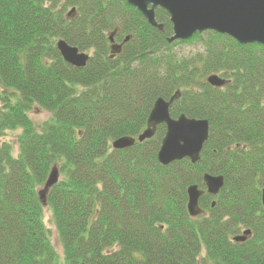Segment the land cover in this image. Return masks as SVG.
I'll use <instances>...</instances> for the list:
<instances>
[{"label": "trees", "instance_id": "1", "mask_svg": "<svg viewBox=\"0 0 264 264\" xmlns=\"http://www.w3.org/2000/svg\"><path fill=\"white\" fill-rule=\"evenodd\" d=\"M155 18L161 29L125 0H0V264H264V45L210 30L169 42V15L157 7ZM114 29L128 40L111 57ZM60 38L89 53L84 67L62 59ZM194 41L202 51L173 50ZM210 74L225 84L210 85ZM177 89L170 115L209 123L197 162H158L164 124L112 147L136 137L155 99ZM33 105L52 114L39 131ZM17 129L14 155L1 137ZM52 166L59 179L44 206L38 191ZM206 172L224 185L191 217L186 189L204 187ZM246 228L244 241L232 240Z\"/></svg>", "mask_w": 264, "mask_h": 264}, {"label": "water", "instance_id": "2", "mask_svg": "<svg viewBox=\"0 0 264 264\" xmlns=\"http://www.w3.org/2000/svg\"><path fill=\"white\" fill-rule=\"evenodd\" d=\"M130 6L140 12L152 26L161 29L162 26L155 18L157 7L164 10L172 24V35L167 39L187 40L196 32L214 31L226 34L242 44L258 43L264 45V0H125ZM74 16V8L67 13ZM114 29L109 34L110 56H114L122 49V43L114 42ZM128 40L125 37L124 42ZM56 48L62 59L74 66L84 67L89 55L77 47L68 44L60 38L56 41ZM206 81L215 87H221L226 80L217 74H210ZM180 97L177 89L168 98L157 97L149 111L145 128L136 136H121L113 140L114 149L127 148L135 143L150 139L156 132L158 125H165V134L157 151V160L162 165H168L176 160L189 158L195 163L200 159L201 149L208 139L209 123L207 119L191 118L185 114L177 117L170 115L172 103ZM57 167L52 166L39 189L38 195L42 205L46 204V194L58 181ZM202 180L205 189L191 184L187 187V212L191 217L201 215L204 210L199 205V199L207 192L216 195L224 184L223 175L204 173ZM261 204L264 209V187L261 189ZM214 205V201H212ZM250 235V229H245L233 240L244 241Z\"/></svg>", "mask_w": 264, "mask_h": 264}, {"label": "rangeland", "instance_id": "3", "mask_svg": "<svg viewBox=\"0 0 264 264\" xmlns=\"http://www.w3.org/2000/svg\"><path fill=\"white\" fill-rule=\"evenodd\" d=\"M70 10H71V8H68L67 13ZM173 50L175 51L176 55L179 57H189V55L195 53L196 51H202L203 46L201 45L200 42L194 41L191 43L177 44L173 47ZM28 115H29V118L32 122V125L34 126L35 130H37V131L41 130L52 118L51 112H49L48 110H45L43 108H40L37 105H33L32 109L29 111ZM18 134H19V129L13 130V131L6 130L1 137L2 140L10 143V145L12 146V152L14 155H16L18 152V146H17V142H16V137ZM43 221H44L46 227L50 231V238H51L52 245L54 246L58 255L61 257L62 256L61 246H60V243L58 241L57 233H56V230H55L52 218H51V213L47 209V207H45L43 210ZM241 231L242 230H240V232ZM197 264H199V263H197Z\"/></svg>", "mask_w": 264, "mask_h": 264}, {"label": "bare ground", "instance_id": "4", "mask_svg": "<svg viewBox=\"0 0 264 264\" xmlns=\"http://www.w3.org/2000/svg\"><path fill=\"white\" fill-rule=\"evenodd\" d=\"M124 39H125V37H124ZM124 39H123V41H124Z\"/></svg>", "mask_w": 264, "mask_h": 264}]
</instances>
